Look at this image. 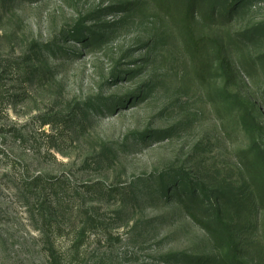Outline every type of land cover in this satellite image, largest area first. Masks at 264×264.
<instances>
[{"label":"rangeland","instance_id":"rangeland-1","mask_svg":"<svg viewBox=\"0 0 264 264\" xmlns=\"http://www.w3.org/2000/svg\"><path fill=\"white\" fill-rule=\"evenodd\" d=\"M176 15L0 0V264H217L229 245L173 197L184 176L212 195L237 261L264 264V0L218 24ZM214 38L226 77L202 58Z\"/></svg>","mask_w":264,"mask_h":264},{"label":"trees","instance_id":"trees-1","mask_svg":"<svg viewBox=\"0 0 264 264\" xmlns=\"http://www.w3.org/2000/svg\"><path fill=\"white\" fill-rule=\"evenodd\" d=\"M5 2H10V0H5ZM159 2L163 11L171 16L177 12L176 16L182 25L189 27L191 24L193 25L195 16L204 23L218 24L229 21L238 13V10L246 7L250 0H159ZM97 39L99 38L93 37L92 42H96ZM193 39L191 35L188 36V46L190 45L192 50L200 51L203 48L202 44L199 45ZM211 41L209 40L210 45L204 49V56L202 58L207 59L210 53L213 52V55L219 61V68H221L225 77L231 75V66L227 57L228 51L223 41L220 38H214V42ZM12 69L16 70L17 68L12 66ZM262 104L264 105V100ZM246 116L249 120L251 119L248 113H246ZM256 152L264 168V151L257 149ZM181 180L183 181V185L181 183L180 187L174 185L172 189L173 197L181 204L187 215L213 240L214 245H216L217 241L225 242L229 245L227 257L224 259L219 257L217 264H242L237 261L233 254L234 242L228 235L227 226L220 215L218 207L213 204L212 195L205 187L193 183L189 177L184 176ZM35 186V183H30L24 184L23 188L34 192L33 188ZM159 190L160 192L163 191V184L159 186ZM255 194L259 203L264 205V183L256 188ZM163 196H165V191H163ZM216 198L218 199L219 197ZM81 216H85L86 226H92L95 223L93 217L89 216L86 211L81 212Z\"/></svg>","mask_w":264,"mask_h":264}]
</instances>
